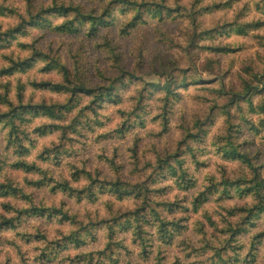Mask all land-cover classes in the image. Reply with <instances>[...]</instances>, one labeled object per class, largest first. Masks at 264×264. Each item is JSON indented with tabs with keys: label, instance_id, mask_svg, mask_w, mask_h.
Masks as SVG:
<instances>
[{
	"label": "clouds",
	"instance_id": "obj_1",
	"mask_svg": "<svg viewBox=\"0 0 264 264\" xmlns=\"http://www.w3.org/2000/svg\"><path fill=\"white\" fill-rule=\"evenodd\" d=\"M0 264H264V0H0Z\"/></svg>",
	"mask_w": 264,
	"mask_h": 264
}]
</instances>
